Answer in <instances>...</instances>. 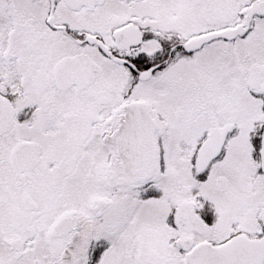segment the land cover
I'll list each match as a JSON object with an SVG mask.
<instances>
[{"label": "snow or ice", "instance_id": "6c2138e0", "mask_svg": "<svg viewBox=\"0 0 264 264\" xmlns=\"http://www.w3.org/2000/svg\"><path fill=\"white\" fill-rule=\"evenodd\" d=\"M0 264H264V0H0Z\"/></svg>", "mask_w": 264, "mask_h": 264}]
</instances>
